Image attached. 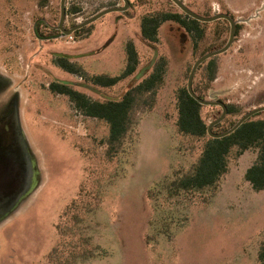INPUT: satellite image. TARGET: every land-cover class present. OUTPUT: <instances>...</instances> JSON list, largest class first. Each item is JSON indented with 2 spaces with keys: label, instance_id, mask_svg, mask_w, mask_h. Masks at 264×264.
<instances>
[{
  "label": "rangeland",
  "instance_id": "1",
  "mask_svg": "<svg viewBox=\"0 0 264 264\" xmlns=\"http://www.w3.org/2000/svg\"><path fill=\"white\" fill-rule=\"evenodd\" d=\"M128 1L126 11L65 35L57 33L61 0H0V264H264V190L245 177L258 149H232L228 172L207 202L161 207L147 198L199 158L205 141L179 132L177 94L196 60L227 43L230 24L210 22L196 48L184 28L167 22L149 44L141 37L143 15L183 12L171 0ZM180 1L202 16L227 14L240 26L228 51L201 64L193 79L208 87L205 100L232 106L228 129L264 106V0ZM122 6L123 0H65L63 27ZM129 43L138 54L135 73L112 87L95 85V76L123 72ZM59 55L77 72L61 69ZM157 68L161 83L134 91L130 126L116 143L103 120L49 88L61 82L91 102L120 99ZM221 111L203 105L202 116L210 125ZM75 200L72 214H64ZM88 203L96 208L85 216ZM162 217L171 238L157 232Z\"/></svg>",
  "mask_w": 264,
  "mask_h": 264
},
{
  "label": "trees",
  "instance_id": "2",
  "mask_svg": "<svg viewBox=\"0 0 264 264\" xmlns=\"http://www.w3.org/2000/svg\"><path fill=\"white\" fill-rule=\"evenodd\" d=\"M205 17L210 16L206 14ZM167 22L175 23L184 28L191 36L196 48L199 47V42L205 39V28L209 25V23L199 22L184 13L154 11L142 16L140 23L142 39L149 44L158 42V31L160 27ZM225 22L229 24L227 20ZM39 26L40 25H37L36 27L37 35L41 38H46V36L40 32ZM239 29L240 26L237 25L235 36L238 35ZM82 30H84V28L75 32L78 33ZM57 33L60 34L62 32L60 31ZM215 33L219 35L220 30H216ZM55 37L57 36L50 35L47 38L53 39ZM204 54H202V56ZM126 57V66L120 75L113 77L95 76L92 78L93 83L103 87H112L133 75L139 62L138 54L133 43L127 45ZM69 60L70 58L68 56L59 55L56 57L55 63L61 69L69 73H76L77 69ZM161 81V69L157 68L148 78L126 92L122 98L106 99L98 102L89 101L83 94L61 82H53L50 84L49 88L54 93L69 96L76 107L85 115L103 120L109 127V142L116 143L123 138L130 126V115L135 102L134 91L137 93L152 91ZM207 88V86L202 88L193 83L194 93L202 99H204L203 94ZM226 107L227 115L222 122L213 126L214 133L218 130H220V133L226 132L235 124L232 123L230 124V128L224 129L225 124L228 122L227 116L234 113L232 106L226 105ZM202 109L203 105L199 104L190 96L187 88H181L178 91L177 127L179 132L184 136L194 137L204 140L205 142L199 158L189 171L176 172L166 177L148 191L147 198L155 200L161 207L169 205L174 207L179 205L188 206L196 202L199 198L203 199L202 202H207L209 200L207 193L211 190H216L220 180L228 172V158L233 148L237 149V155L247 150L258 149L257 161L246 171L245 177L255 190H264V120L255 119V117L259 115L256 114L230 135L216 139L208 134L207 129L209 124L202 116ZM220 116L218 115L216 119ZM74 206H77L76 200L72 202L71 206L67 208L64 214H72L73 211L71 208ZM95 208L96 206L88 203L85 207L84 215L86 216L94 211ZM77 216L78 215L74 214L73 218ZM74 222H77V220ZM160 222L162 226L159 230H161V232L158 230L157 232L171 238L173 234L169 229L170 224L166 221V217H162ZM59 231L60 229L57 232ZM148 238L149 236L147 239ZM55 252L56 249L50 252L49 260L54 258Z\"/></svg>",
  "mask_w": 264,
  "mask_h": 264
},
{
  "label": "water",
  "instance_id": "3",
  "mask_svg": "<svg viewBox=\"0 0 264 264\" xmlns=\"http://www.w3.org/2000/svg\"><path fill=\"white\" fill-rule=\"evenodd\" d=\"M124 1V6L122 7H110L107 8L101 12H99L98 14L92 16L91 18L77 24L76 26L72 27L69 30H65L63 25H64V21H65V16H66V8H65V0H61L60 3V21H59V30L65 34V35H70L71 33L85 27L88 26L92 23H94L95 21H97L98 19H100L102 16L109 14V13H114V12H124L128 9L129 7V1L128 0H123ZM178 8H180V10L188 15L189 17L202 22V23H210V22H214L216 20H220V19H225L229 22L230 24V36L229 39L227 41V43L220 49L209 52L204 54L203 56H201L200 58H198L196 60V62L194 63V65L192 66V69L190 71L189 77H188V82H187V91L190 94V96L192 98H194L199 104L204 105V106H219L222 108V114L221 116L216 119L213 123H211L208 126V134L209 136H211L212 138H223L226 137L228 135H230L231 133H233L234 131H236L243 123H245L246 121H248L250 118H252L254 115L260 113V112H264V106L255 108L249 112H247L246 114H244L235 124L233 127H231L229 130H227L226 132L220 133V134H216L214 132H212V128L213 126L219 124L220 122H222L224 120V118L227 115V107L224 103L222 102H218V101H210V100H205L200 98L199 96H197L194 91H193V79L195 76V73L198 69V67L203 64L205 61L221 55L225 52L228 51V49L231 47L233 40L235 38L236 35V29H237V21H235L232 17H230L227 14H216L214 16H210V17H205L202 16L194 11H192L191 9H189L183 2H181L180 0H171Z\"/></svg>",
  "mask_w": 264,
  "mask_h": 264
}]
</instances>
